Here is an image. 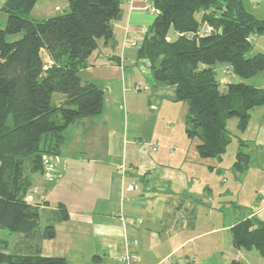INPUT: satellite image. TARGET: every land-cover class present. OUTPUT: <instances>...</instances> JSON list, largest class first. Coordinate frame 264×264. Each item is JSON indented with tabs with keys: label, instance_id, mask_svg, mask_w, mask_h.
<instances>
[{
	"label": "trees",
	"instance_id": "obj_1",
	"mask_svg": "<svg viewBox=\"0 0 264 264\" xmlns=\"http://www.w3.org/2000/svg\"><path fill=\"white\" fill-rule=\"evenodd\" d=\"M36 1L6 0L2 7L7 19L0 29V229L22 236L13 253L0 251V264H67L62 257L42 256L40 248L54 237V222L68 219L66 206L48 211L41 227V209L25 197L30 174L43 170V156L60 154L65 129L101 113L103 91L83 82L78 71L99 41L112 36V23L121 15L120 0H68L67 11L37 21L29 18ZM147 1L158 13L139 56L148 61L153 81L174 86L176 100L186 104L185 133L197 139L201 158L221 160L235 139L233 168L245 171L247 143L226 122L236 117L242 132L251 111L264 106V89L244 82L264 70V53H253L250 40L264 37V18L246 10L242 0ZM204 26L211 33L198 34ZM43 51L51 61L47 67ZM217 63L240 81L221 89ZM55 93L64 97L58 105L52 103ZM230 233L233 247L255 249L264 258V220L245 218Z\"/></svg>",
	"mask_w": 264,
	"mask_h": 264
},
{
	"label": "crops",
	"instance_id": "obj_2",
	"mask_svg": "<svg viewBox=\"0 0 264 264\" xmlns=\"http://www.w3.org/2000/svg\"><path fill=\"white\" fill-rule=\"evenodd\" d=\"M120 1L121 15L112 23V36L99 41L78 71L83 82L103 91V109L65 129L60 154L44 155L42 172L30 174L25 200L41 209L43 226L58 203L68 211L67 220L54 222V237L41 241L42 256L62 257L67 264H123L118 257L134 252L135 264H196V242L219 231L230 233L237 223L217 226L211 214L213 194L226 182L223 158L198 155L197 140L185 133L186 104L176 100L174 86L153 81L148 61L139 56L155 17L145 9L148 1ZM5 2L0 0V29L7 19ZM67 9L68 0H37L30 12L45 20ZM250 40L264 53V39ZM42 56L51 63L45 51ZM251 78L249 84L264 89V70ZM63 99L58 96L56 105ZM164 105L175 119L167 118V136L157 137L156 112ZM240 138L245 147L264 140V106L251 111ZM120 164L124 172L117 169ZM203 202L209 204V213L202 217ZM263 208L248 211L242 220L258 218ZM133 239L136 245L127 241ZM185 257L191 261L186 263Z\"/></svg>",
	"mask_w": 264,
	"mask_h": 264
},
{
	"label": "rangeland",
	"instance_id": "obj_3",
	"mask_svg": "<svg viewBox=\"0 0 264 264\" xmlns=\"http://www.w3.org/2000/svg\"><path fill=\"white\" fill-rule=\"evenodd\" d=\"M242 1L246 10L253 13L258 19L264 18V0ZM29 17L34 18L35 20H42L46 18L35 14V12H30ZM174 36V32L170 31L168 37L171 39ZM253 36H259L261 39H264L261 35ZM252 43H254V40H252ZM253 49L254 52H257L256 47ZM48 65L49 64L45 63V67ZM223 66L224 65L217 63L214 67L216 79L220 82L221 89L224 88L226 82L238 81V79L235 78L237 76L231 71L229 73H223L221 69ZM222 79L224 81H222ZM252 79L253 78H249L244 82L249 84V81ZM58 96H60V94H53V104H56ZM156 113L158 115L159 122L157 123L155 134L157 137H166L168 133L166 120L169 118L171 121H174L175 113L172 110L169 111L165 105L164 109ZM237 123L238 119L236 117L229 118L227 120V129L233 135L240 136ZM174 128L178 130L177 126ZM236 148L237 142L234 139L228 145L222 157V163L225 167L223 175L226 178V182L224 183V187L222 189L213 194L216 203H214V209L211 210V214L217 219V226H221L223 223L228 224L230 222H238L246 216L248 211H257L259 207L264 205V158L262 157L264 140L259 139L258 141L248 144L247 147H243L244 150L251 155L249 166L243 173L235 171L232 165ZM208 208L209 204L203 202L199 210V215L202 217L203 215H208ZM257 217L260 220H263L264 210ZM43 224V217H40V226H43ZM21 236V234L9 233L6 230L0 229V251L13 253L14 246ZM196 244L200 247L199 257L195 259L196 264H230L233 259L239 261L240 264H264V258L261 257L255 249L246 250L236 249L233 247L229 231H219L218 234L210 235L202 240H198ZM191 258L192 257H185V262H190Z\"/></svg>",
	"mask_w": 264,
	"mask_h": 264
},
{
	"label": "built area",
	"instance_id": "obj_4",
	"mask_svg": "<svg viewBox=\"0 0 264 264\" xmlns=\"http://www.w3.org/2000/svg\"><path fill=\"white\" fill-rule=\"evenodd\" d=\"M146 10H148L150 13L152 14H157L158 11L152 7L151 5H147L145 7ZM212 29L210 27H207V26H204L203 28H201L199 31H198V34L200 35H204V34H209L211 33ZM222 71L223 73H229L231 70H230V67L227 66V65H224L222 67ZM117 169L120 171V172H124L125 171V165L124 164H120ZM130 244H134L136 245L137 244V240L133 239V240H127ZM118 260L119 262L123 263V264H135L137 261H138V256L136 255V253L134 252H127L125 254H122L118 257Z\"/></svg>",
	"mask_w": 264,
	"mask_h": 264
}]
</instances>
